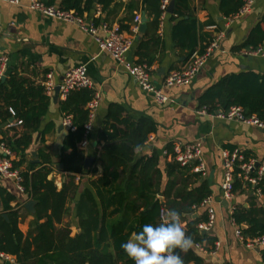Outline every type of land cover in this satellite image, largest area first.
Wrapping results in <instances>:
<instances>
[{"label":"crops","instance_id":"crops-1","mask_svg":"<svg viewBox=\"0 0 264 264\" xmlns=\"http://www.w3.org/2000/svg\"><path fill=\"white\" fill-rule=\"evenodd\" d=\"M41 1L45 3L51 1V5L58 7L61 3V0ZM169 3L170 0L165 13L161 10L157 22L153 21L154 13L147 6L146 0H112L104 8L98 0H91L90 10H84L81 15H84L86 21L98 18V21L94 20L96 24L105 22L129 25V30L121 28L129 33L134 15L139 14L141 17V13L144 12L147 19L146 28L143 32L138 30L134 35L133 45L126 53V58L133 63L146 64L151 79L159 85L170 70L183 67L189 57L186 56V48L181 50L172 39L175 21L170 18L174 11L175 0L172 12H168ZM27 4L28 0H21L19 5L0 1V56L7 57L6 68L2 75L5 77L4 79L0 77V109L9 113L7 120L0 121V133L7 142L24 139L26 135L30 136L28 143L25 146L21 145L22 151L13 150L12 160L20 162L17 166L19 171L28 170L30 164L36 165L34 169L41 166L49 167L47 178L53 180L56 190L67 188L66 212L61 216L60 221H53L55 230L68 229L70 237L81 231L77 203L85 191H90L93 196L94 202L90 206L94 205L97 210L99 231L103 227H110L121 221H125L128 225L135 223L134 218L139 215L143 207L140 205L133 211L127 208V204H132L133 201L137 205L140 204L137 198L140 190L150 193L157 189L154 199L159 201L160 210L169 209L168 200L172 196H168L165 192L168 191V182L172 177L167 175L165 165L167 162L175 161L170 154L173 151L172 143L200 141L206 171L198 178L190 176L187 188L190 189L201 181H207L210 187L208 195L213 198L215 222L209 230H204L205 233L200 231V234H207L218 246L213 253H209L213 244L204 239L199 243L207 249L206 252L199 250L195 243L191 249L202 258L200 264H264L262 253L264 245L248 247L241 242L235 231L238 228H245L246 224L238 225L231 218L234 206L241 205L249 209L251 205L255 207L264 205V195L252 189L246 182H241V186L232 192L229 199L222 197L221 191L222 150L237 149L256 159H262L264 130L218 117L215 112L222 110L219 106L215 112L207 115L197 113L200 108V95L224 76L246 71L264 74V57L243 55L240 52L243 48L239 50L235 48L245 40L252 27L261 21L264 15V0H255L248 13L227 25L226 16L220 9V0H187L185 17L189 15L195 18V33L200 39L195 51L201 52L198 50L199 46L203 44L205 47L217 31L222 30L223 37L220 39L219 50L212 54L188 85L164 89L169 97V101L164 104L155 103L150 93L142 91L120 63L108 52L99 50L89 33L74 23L48 17L32 10ZM145 32L148 36H143ZM99 33L103 34L102 31ZM140 41L147 43V52L153 56L150 65L140 61L137 53ZM79 64H86L87 72L93 79L100 98L94 112L92 129L88 133L84 130L82 138L77 142V147L83 152L84 158L82 172L74 174L72 181L68 176L71 173L64 170L60 161L62 146L70 131L63 125V118L66 116L63 102L67 100V95H62L60 91L56 95L54 89L62 81L65 71ZM13 77L19 87H13L9 82ZM48 77L54 84L50 94L46 93L44 88V81ZM76 99L77 96L76 98L71 96L68 108H74ZM86 104L83 106L84 109L87 107ZM70 116L74 117V113H70ZM143 117L154 125V129L147 133L142 152L140 154L135 152L133 159L140 155L150 156L155 152L158 155V163L155 166L158 172L151 169L131 176L128 163L127 167L120 165L114 170L115 177L107 174L105 179L102 164L96 155L104 141H99L97 134L108 119L112 122L117 119L138 122ZM87 119L88 115L86 121ZM10 122L12 125L7 127V123ZM117 125L123 130L127 129L124 122ZM83 139L86 140L85 145H81ZM169 143L171 147L167 150L166 145ZM64 153H70V149ZM46 156H49L50 162H45ZM87 158L91 159V162L85 166ZM58 163L62 165L61 169L56 167ZM185 167L190 169L189 174L200 173L191 166ZM181 186L180 183L176 184V188ZM0 187L14 196L8 203L13 209H18L17 226L24 236L31 232L29 237L31 240L37 235V230L31 223L35 218L36 201L27 197L24 190L20 191L12 178L0 176ZM120 189L129 193L126 202L121 206L112 201L115 191ZM5 197L8 196L4 192L3 195L0 194V213L2 217L6 214L5 219H7V213L3 211ZM32 199L35 201L34 212L25 207L26 202ZM192 208L193 212L186 216V220L182 219L184 228L190 219L201 220L204 215L203 206L193 205ZM204 221L197 224L199 230V225ZM36 246L37 243H33L31 250ZM5 254L9 256L11 263L17 264L15 255ZM188 264L196 263L191 261Z\"/></svg>","mask_w":264,"mask_h":264},{"label":"trees","instance_id":"trees-1","mask_svg":"<svg viewBox=\"0 0 264 264\" xmlns=\"http://www.w3.org/2000/svg\"><path fill=\"white\" fill-rule=\"evenodd\" d=\"M111 1L98 0V3L104 8ZM160 2L161 0H146L147 6L153 10V21L155 22L158 21L161 13ZM46 3L50 4L51 1H46ZM242 3L243 0H220V9L228 17L236 13ZM60 7L73 9L81 14L84 10H90L91 0H86L85 2L82 0H61ZM186 9L187 0H175V7L170 20L175 21L172 29V39L181 50L186 48V56H190L195 51L200 39L195 33L196 20L189 15L185 17ZM94 20L98 21V18ZM261 23L264 26V15L261 21L252 27L245 40L235 47L237 50L264 45V27ZM120 27L124 30H129V25L121 24ZM143 36H148V33L145 32ZM203 48L204 45L202 44L198 50L202 51ZM137 53L140 56V61H145L148 65L151 64L153 56L147 52L146 42H139ZM9 82L12 83L13 87L20 86L16 83L14 77ZM71 96H74V98L77 96L74 101V108H68ZM91 96L92 91L83 88L69 92L67 100L63 102L64 113L66 115L74 113L71 121L75 130L68 132L62 146L60 160L64 170L71 173L68 176L72 181L74 174L82 172L84 155L78 149L77 142L80 141L85 130L84 122L88 111L83 106L90 100ZM199 104V107L206 106L210 113L215 112L218 106L222 111H226L230 106L238 105L242 108L245 115L255 114L259 118H264V74L246 71L224 76L200 95ZM8 115L9 113L0 109V121L7 120ZM120 122L126 123V130L118 127L117 124H120ZM153 129L154 125L149 123L145 117L140 118L138 122H129L125 119H117V121L112 122L108 119L102 130L97 134L98 140L104 141V144L96 152L103 167L104 177L107 174L115 177L114 170L120 165L127 167L128 163L130 164L128 171L131 176H136L138 172L151 169L154 172H158L155 167L158 163V155L155 152L151 153L150 156L140 155L138 158L133 159L135 157L134 147L138 144L143 145L147 133ZM29 138L30 136L26 135L24 139L20 138L6 142L12 151H22L20 149L21 145L25 146ZM128 142L131 144H128ZM170 147L171 143L166 145L167 150H170ZM68 149H70V153H64ZM244 155L245 157L249 156L247 153H244ZM49 159V156H46L45 162H50ZM240 162H236L233 168L232 192L241 186V182H244L239 167ZM19 164L20 162L12 160V168L16 169L20 175V185L27 194L26 196L36 201L35 218L31 223L34 225V229L37 230V235L30 240L31 232L24 236L19 230L17 226L18 209H13L8 203L14 196L6 193L0 187V194L3 195L4 192L8 196L4 198L5 204L3 207V211L7 213L8 218H3L0 213V252L15 255L17 264H134L122 251L121 244L127 242L132 231L140 232L143 225L153 224L156 226L160 223V203L154 199L157 189L150 193L140 190L137 193L140 204L137 205L135 201H133L135 204H127V208H131L133 211L142 205L143 210L134 218L136 222L128 225L125 221H121L116 225L103 227L99 231L97 210L94 205L90 206L94 202L93 196L90 191H85L81 194L77 203L81 231L70 237L68 229L55 230L53 224L54 220L60 221L61 216L66 212L67 188L63 187L59 191L56 190L53 180L47 178L50 172L49 167L41 166L34 169L36 165L30 164L28 170L19 171L17 168ZM165 167L167 175L172 177L168 182V191L165 192L168 196H172L168 200V207L169 209L174 208L180 211L183 214L182 219L186 220V216L193 212L192 206L199 205L202 199L210 194V187L207 181L204 180L188 189L189 177L195 176L198 178L201 173L189 174L190 169L180 165L177 161L167 162ZM30 171L32 172L30 173ZM178 183L182 185L180 188H176ZM250 186L254 190L260 188L264 195V176L260 179L257 187ZM128 196L127 190L124 192L120 189L117 192L115 191L112 201L121 206L126 202ZM48 210H50V213H48ZM231 218L238 225L246 224V227L241 229L244 237L253 238L264 235V205L259 207L251 205L249 209L241 205L234 206ZM206 219L207 214L205 211L201 220L190 219L184 229L186 234L192 237L194 243H199L206 239L213 244L211 247L213 248L215 246L214 239L208 237L207 234H200V230L197 228V224ZM98 231L99 233L97 234ZM33 243H37V246L34 250H31ZM262 253L264 259V250ZM181 255L185 264L191 261L200 264L202 260L200 255L194 252L193 249H190L186 254L181 253ZM0 264H4V262H0Z\"/></svg>","mask_w":264,"mask_h":264},{"label":"built area","instance_id":"built-area-1","mask_svg":"<svg viewBox=\"0 0 264 264\" xmlns=\"http://www.w3.org/2000/svg\"><path fill=\"white\" fill-rule=\"evenodd\" d=\"M2 2L19 5L21 0H0ZM255 0H243V3L239 10L226 17V25L233 23L236 19L240 18L244 14L248 13ZM168 0H161V10L165 13ZM27 6L45 16L52 17L68 23H74L79 26L80 29L89 33L95 40L100 51L108 52L118 63H120L124 70L137 82L142 91L150 93L153 100L157 104H164L169 101V97L165 94L164 89L177 86L188 85L194 76L205 65L207 60L212 54L219 50L220 39L223 37V31H217L212 38L208 41L206 46L201 52L194 51L189 57L186 64L177 69L170 70L162 79L159 85H156L151 79L149 68L144 63H133L126 58V53L133 45L134 35L138 32V26L140 24V15L135 14L133 18V24L130 27V32H124L120 25L117 23L108 24L105 22L95 23L90 19L86 21L84 15L77 13L73 9H63L56 5L46 4L41 0H28ZM209 28H215V26H209ZM102 31L103 34H100ZM241 54L247 56H261L264 57V45H258L257 47L243 48L240 50ZM7 63L6 56H0V77L3 75ZM44 88L46 93H52L54 84L50 77L44 81ZM87 88L92 91V97L86 104L88 111V119L84 124L85 133H88L92 129V120L95 116L94 112L99 104V93L95 90V83L87 72L86 64H79L75 67L69 68L65 71L62 81L59 84V91L62 95H67L73 90H79ZM200 115H207L208 109L206 106H202L197 111ZM216 115L222 119H229L233 121H239L244 124L257 127L264 130V118H259L255 114L245 115L242 108L238 105H232L226 111L217 110ZM21 122V121H18ZM12 123H7V127H10ZM63 125L70 131H74L75 127L72 124L71 116L66 115L63 118ZM86 140H81V145H85ZM171 157L175 161L179 162L182 166H191L194 170L204 173L205 163L201 153L200 141L191 142H173L172 143ZM166 154V153H165ZM12 156L13 151L0 133V176L5 178H12L17 188L23 191V187L20 185L21 177L16 169L12 168ZM221 157L223 160V181L221 184L222 197L229 199L232 196L233 187V168L236 162H240L239 167L242 172V179L244 182L257 187L260 179L264 176V158L256 159L255 157H245L244 153L240 150L234 149L232 151L222 150ZM257 192H261L260 188H256ZM213 198L210 195L205 196L199 205L205 208L207 219L199 225L200 230H209L215 222V211L212 207ZM165 209L160 210L161 213ZM238 239L248 247H259L264 245V235L259 237H244L241 233V229L238 228L235 231ZM195 246L202 251L206 252V249L201 243H195ZM218 244L209 251L213 253ZM9 260V256L3 252H0V261Z\"/></svg>","mask_w":264,"mask_h":264},{"label":"clouds","instance_id":"clouds-1","mask_svg":"<svg viewBox=\"0 0 264 264\" xmlns=\"http://www.w3.org/2000/svg\"><path fill=\"white\" fill-rule=\"evenodd\" d=\"M142 150V145L134 147L137 154ZM182 215L174 208L163 211L159 224H145L140 232H132L121 244L122 251L134 264H185L181 253L186 254L194 241L185 232Z\"/></svg>","mask_w":264,"mask_h":264},{"label":"water","instance_id":"water-1","mask_svg":"<svg viewBox=\"0 0 264 264\" xmlns=\"http://www.w3.org/2000/svg\"><path fill=\"white\" fill-rule=\"evenodd\" d=\"M173 6H174V0H170V3H169V6H168V12H172L173 10ZM146 16H145V13L142 12L141 13V17H140V24L138 26V30L140 32H143L146 28ZM5 76H2L1 79H4ZM56 95L59 93V85H57L54 89ZM91 162V159L87 158L85 160V163L84 165L87 166L89 163ZM57 168L61 169L62 168V165L60 163H58L56 165ZM34 204H35V201L32 199V200H28L25 204V207L30 210L31 212H34ZM3 217L6 218V214H3ZM202 233H205L204 230H200ZM4 264H13L11 263L10 261L6 260Z\"/></svg>","mask_w":264,"mask_h":264},{"label":"rangeland","instance_id":"rangeland-1","mask_svg":"<svg viewBox=\"0 0 264 264\" xmlns=\"http://www.w3.org/2000/svg\"><path fill=\"white\" fill-rule=\"evenodd\" d=\"M6 261V260H5ZM5 261H4V263H5ZM9 261V260H8ZM11 262V261H10Z\"/></svg>","mask_w":264,"mask_h":264}]
</instances>
